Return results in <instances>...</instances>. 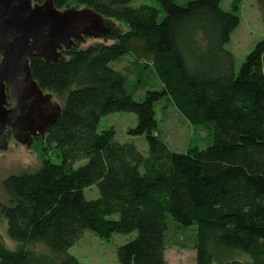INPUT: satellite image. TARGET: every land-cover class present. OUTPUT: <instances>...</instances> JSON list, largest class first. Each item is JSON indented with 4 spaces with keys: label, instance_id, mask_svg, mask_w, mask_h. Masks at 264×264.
Instances as JSON below:
<instances>
[{
    "label": "trees",
    "instance_id": "1",
    "mask_svg": "<svg viewBox=\"0 0 264 264\" xmlns=\"http://www.w3.org/2000/svg\"><path fill=\"white\" fill-rule=\"evenodd\" d=\"M150 1L55 0L126 29L112 42L78 40L65 60L31 58L40 86L64 98L63 113L41 137L43 166L3 180L10 202L0 211L20 245L0 240V264H81L70 249L88 230L104 240L135 233L118 246L119 264H167L170 244L194 249L195 264H264V39L238 67L228 44L244 0L231 10L225 0ZM256 3L264 23V0ZM127 57L132 69L112 65ZM149 68L163 87L137 99L134 74ZM167 97L192 125L211 126V144L169 146L156 110ZM118 111L136 114L129 133L145 135L147 153L114 126L99 130ZM94 185L100 195L89 198Z\"/></svg>",
    "mask_w": 264,
    "mask_h": 264
},
{
    "label": "water",
    "instance_id": "2",
    "mask_svg": "<svg viewBox=\"0 0 264 264\" xmlns=\"http://www.w3.org/2000/svg\"><path fill=\"white\" fill-rule=\"evenodd\" d=\"M117 22L90 6L59 8L55 0H0V144L10 133L32 145L62 116L63 106L34 78L31 58L65 60V51L90 38L115 40Z\"/></svg>",
    "mask_w": 264,
    "mask_h": 264
},
{
    "label": "rangeland",
    "instance_id": "3",
    "mask_svg": "<svg viewBox=\"0 0 264 264\" xmlns=\"http://www.w3.org/2000/svg\"><path fill=\"white\" fill-rule=\"evenodd\" d=\"M179 3H186L189 0H176ZM151 2L150 0H137V4ZM231 0H225L223 7L231 10ZM241 23L235 30L232 40L228 44L237 55L238 67L241 66L247 53H249L255 43L264 39V23L259 13V7L256 0H244L239 11ZM118 27L126 29L123 23L117 22ZM103 38H88L82 42L83 46L103 41ZM108 41L112 42V39ZM131 56V55H129ZM132 57L123 58L112 65L115 68L128 71L132 69ZM140 76L142 79L141 87L136 94L137 99H143L148 90L161 89L162 82L152 68L146 69L141 73L135 72L134 77ZM136 79V78H135ZM54 101L63 104L64 98L54 95ZM157 117L159 126L165 141L176 151H186L191 145L201 148L207 147L213 142V131L209 124L192 125L175 108L169 97L156 103ZM138 119L135 113L128 111L113 112L102 117L99 130L114 126L117 130V138L120 141H134L138 148L147 153L149 144L145 135H132L130 129L137 125ZM41 135L35 137L32 145L18 142L13 135L9 136L7 144H0V203H9L10 196L3 185V180L11 174H22L24 172H36L44 163L42 151ZM48 156H51L49 153ZM54 161H58L53 159ZM81 163H77L79 165ZM86 194L89 198H97L100 195L97 186L88 187ZM135 236V233L121 234L117 233L110 240L100 239L91 231H86L82 239L76 243L70 253L79 259L81 264H119L117 260V248L128 239ZM0 240L9 248L16 249L19 242L12 239L8 232V221L0 211ZM37 250L47 249L43 243L31 244ZM196 251L179 245L170 244L167 252V264H195ZM245 255H242L244 257Z\"/></svg>",
    "mask_w": 264,
    "mask_h": 264
},
{
    "label": "crops",
    "instance_id": "4",
    "mask_svg": "<svg viewBox=\"0 0 264 264\" xmlns=\"http://www.w3.org/2000/svg\"><path fill=\"white\" fill-rule=\"evenodd\" d=\"M235 52V51H234Z\"/></svg>",
    "mask_w": 264,
    "mask_h": 264
}]
</instances>
